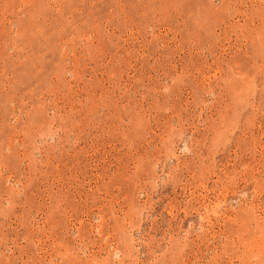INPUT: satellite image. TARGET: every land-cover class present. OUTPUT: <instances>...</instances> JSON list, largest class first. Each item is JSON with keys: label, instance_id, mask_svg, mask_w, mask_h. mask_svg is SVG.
<instances>
[{"label": "rangeland", "instance_id": "obj_1", "mask_svg": "<svg viewBox=\"0 0 264 264\" xmlns=\"http://www.w3.org/2000/svg\"><path fill=\"white\" fill-rule=\"evenodd\" d=\"M0 264H264V0H0Z\"/></svg>", "mask_w": 264, "mask_h": 264}]
</instances>
